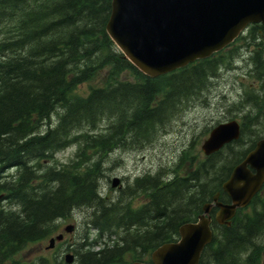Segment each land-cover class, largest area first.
<instances>
[{"label": "trees", "instance_id": "obj_1", "mask_svg": "<svg viewBox=\"0 0 264 264\" xmlns=\"http://www.w3.org/2000/svg\"><path fill=\"white\" fill-rule=\"evenodd\" d=\"M110 12L111 0H0V264H53L16 255L74 208L88 212L75 264L150 262L151 251L176 240L178 227L215 192L229 201L222 181L264 136V23L249 24L239 44L150 77L107 34ZM238 45L248 50L256 82L236 103L245 107L238 139L201 158L184 149L173 166L137 176L115 195L102 193L103 157L144 147L208 88ZM124 71L135 78H119ZM70 146L67 162H51ZM139 194L144 202L133 205ZM212 227L198 264H264V184L229 225L212 219ZM91 228L97 236L90 238Z\"/></svg>", "mask_w": 264, "mask_h": 264}, {"label": "water", "instance_id": "obj_2", "mask_svg": "<svg viewBox=\"0 0 264 264\" xmlns=\"http://www.w3.org/2000/svg\"><path fill=\"white\" fill-rule=\"evenodd\" d=\"M252 22L264 23V0H111L105 29L140 71L156 76L209 56ZM239 133L236 119L217 123L203 139L201 148L210 154L237 139ZM117 183L114 177L111 185ZM263 183L261 137L222 182L229 202L218 200L216 192L212 202L204 203L195 221L179 226L178 240L162 243L152 251V263L135 260L129 264H198L201 251L212 239L211 208L218 207V223L229 224L236 209L247 205ZM52 242L53 238L49 246Z\"/></svg>", "mask_w": 264, "mask_h": 264}, {"label": "rangeland", "instance_id": "obj_3", "mask_svg": "<svg viewBox=\"0 0 264 264\" xmlns=\"http://www.w3.org/2000/svg\"><path fill=\"white\" fill-rule=\"evenodd\" d=\"M239 43L240 41L235 44ZM236 50L239 54L234 56L228 65L218 70L217 76L211 80L208 88L186 101L178 113L161 125L156 135L144 147L112 150L103 157L104 176L100 180L103 193L115 194L119 191L110 185V179L113 176L118 177L123 187L127 181H132L135 176L144 172L154 173L160 166H173L184 149H188L187 153L196 154L198 158H201L204 154L200 145L209 128L217 121H223L232 116L239 119L245 107H238L236 103L241 98L245 86L256 82L249 74L251 64L246 57L247 48L238 45ZM94 78L80 84L79 90L85 91L88 83L98 80V76ZM119 78L133 80L135 77L133 73L124 71ZM74 149L71 146L56 152L55 159L51 162H67L73 155ZM143 200L144 195L140 194L135 196L133 204L138 205ZM87 214L86 209H74L71 216L58 221L56 231L67 223L80 227ZM76 234L77 231L69 232L64 240L56 241L52 248L45 247L48 243L49 236H47L41 241L27 244L17 253L16 258L22 262L38 261L41 257L61 259L58 257L61 245L71 242L77 237ZM60 256L63 255L60 254ZM126 258H129V255H126Z\"/></svg>", "mask_w": 264, "mask_h": 264}, {"label": "flooded vegetation", "instance_id": "obj_4", "mask_svg": "<svg viewBox=\"0 0 264 264\" xmlns=\"http://www.w3.org/2000/svg\"><path fill=\"white\" fill-rule=\"evenodd\" d=\"M63 233V237H64V234H66L67 232L66 231H64V232H62ZM69 242H67L66 243V245H65V247H61L59 250V254L61 253V251L62 252H71V254L73 255L72 256V262L70 263V264H75L76 263V261H77V255H76V253L72 250V248H71V246H72V244H68ZM63 248V249H62ZM64 252V253H65ZM59 264H62L61 262H59Z\"/></svg>", "mask_w": 264, "mask_h": 264}, {"label": "bare ground", "instance_id": "obj_5", "mask_svg": "<svg viewBox=\"0 0 264 264\" xmlns=\"http://www.w3.org/2000/svg\"><path fill=\"white\" fill-rule=\"evenodd\" d=\"M116 150H118V149H116ZM182 159V158H181ZM180 160V159H179ZM171 166V165H170ZM160 167H166V166H160ZM159 168V167H158ZM158 168H157V170H158ZM157 170H155V172L157 171ZM154 172V173H155ZM146 173H149V174H154V173H152V172H144V173H142V174H140V175H137V176H143L144 174H146ZM137 176H135V177H137ZM135 177L132 179V181L135 179ZM132 181H127L126 182V184L127 183H130V182H132ZM126 184H125V186H126ZM125 186H123V187H125ZM1 195V194H0ZM75 209V208H74ZM74 209L71 211V215L73 214V212H74ZM69 217V216H68ZM67 218V217H66ZM66 218H62V219H59V220H57L56 221V225L58 226V224H59V222L58 221H61V220H64V219H66ZM44 238H42V239H40V240H37V241H41V240H43ZM54 264H59V262H56V263H54Z\"/></svg>", "mask_w": 264, "mask_h": 264}]
</instances>
